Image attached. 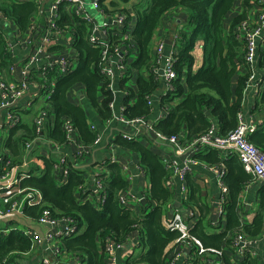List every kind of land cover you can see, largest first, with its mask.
<instances>
[{
    "label": "trees",
    "instance_id": "trees-1",
    "mask_svg": "<svg viewBox=\"0 0 264 264\" xmlns=\"http://www.w3.org/2000/svg\"><path fill=\"white\" fill-rule=\"evenodd\" d=\"M252 1L254 0H241L242 11L233 16L228 24L227 17L236 0H138L133 7V29L128 27V22L132 21L129 11L120 10L118 15L125 17L123 26L121 29L112 26L108 34L110 41L118 44L125 52V70L118 82V89L123 92L120 98L123 117L132 119L149 116L152 107L147 105L146 98L154 96L163 85L160 84L161 77L152 72V67L156 65L152 51L156 30L167 14L182 10L185 15L182 20L184 23L179 25L181 27L177 29L172 44L173 68L176 73L172 82L173 91L161 98L159 106L167 109V113L154 124V128L166 138L178 137L182 144L190 143L205 133L212 122L218 126L221 136L233 131L237 126V116L241 111L249 76L247 71L239 72L241 67L245 68L243 57L246 51L244 40L239 38V27L247 20ZM36 10L37 5L32 2L8 3L0 0V12L12 20L19 31L25 30ZM103 10L106 14L109 13L105 8ZM59 23L72 35L77 67L70 77L56 79L54 93L48 101L55 114V125L52 128L47 125L46 135L47 138L64 144L61 122L69 119L79 138L89 145L94 142L95 133L90 130L83 109L70 101L69 92L72 88L81 87L87 99L100 107V118L105 121L112 117L108 103L113 96L107 91V81L98 72L100 49L88 42L89 26L78 16L64 12H61ZM123 35H128V40H123ZM198 41L202 42V65L192 73V52ZM257 55L259 66L264 68V42L258 45ZM132 56L135 58L130 60ZM12 59L0 30V73L9 72ZM183 75L185 81L182 80ZM185 87L186 95L183 97ZM260 103L264 106V91L260 94ZM9 131L8 138L2 143L12 156V164L20 165L24 142L32 138L33 130L15 127ZM120 131H117L119 137L114 141L119 147L137 154L139 166L148 179L144 202L139 203L134 210L120 207L117 196L126 192L129 184L118 166L106 165L107 177L103 181L105 199L99 209L97 202L87 198L79 189V186L88 188L80 166L70 163L66 180L61 183V173L53 168L55 160L40 157L37 160L43 168L36 164L30 165L29 177L24 178L20 186L39 190L43 196V205L26 207L24 214L36 219L40 216L41 209L46 208L55 218H70L76 226V232L71 237L62 239L61 247L82 263L105 264V241L109 238L115 243L124 244L136 232L138 241L134 248L137 255L129 264H169L171 255L165 249L181 236L178 231H166L162 224L167 215V207L173 200V195L167 188L173 178L172 171L165 168L160 156L151 150L154 145L150 141L122 139ZM247 141L264 153V136L247 134ZM205 160L215 163V153L210 152ZM224 165L227 172H236L235 176L240 183L247 180L239 171L237 159L228 160ZM225 180L227 184V176ZM239 187L240 185L238 188L231 187L232 199ZM209 225L201 220L190 230L193 237L200 239L201 242L198 241L202 243V249H219L222 244H226L230 250L233 237L242 235L240 232L228 233L238 231V222L234 223L233 220L230 231L217 235H207ZM81 229H84L82 233ZM263 230L264 215L258 213L252 225L243 227V236L256 240ZM31 246V241L21 231L13 230L7 236L0 235V264H4V260L13 264L18 255L30 251ZM198 250L199 246H196L195 251ZM242 260L241 264H258L255 258L247 255Z\"/></svg>",
    "mask_w": 264,
    "mask_h": 264
},
{
    "label": "crops",
    "instance_id": "crops-1",
    "mask_svg": "<svg viewBox=\"0 0 264 264\" xmlns=\"http://www.w3.org/2000/svg\"><path fill=\"white\" fill-rule=\"evenodd\" d=\"M6 1L8 3H17L26 0ZM91 1L88 2L87 0H85V10H81L79 14H71V16H78L81 21L86 23L83 19V16L86 12V14L93 18L96 23L101 24L104 19L107 18V20H109L111 17L121 13L120 10H128L130 18L132 19L131 22H128V27H131V29H133L132 27H134L135 23L133 7L135 4H137L138 0H101L99 12L92 9ZM251 6L252 7H250L249 11L247 12L248 19L254 20L256 18L257 9L259 6V0L252 1ZM103 8L109 11V13L106 14ZM42 9L43 5L39 6L35 13L31 16L29 24L33 20L39 21L41 15L43 16ZM241 11V0H236L234 6L230 10V14L229 17H227L228 19L226 23L228 24L231 18ZM36 12H38L39 14H36ZM184 18V12L181 10L171 12L162 19L159 27L156 30V35L152 43V51H155V44L162 41L165 46V51L167 53L172 52L173 45L171 40L175 36L177 29H180L181 26L179 25L184 23L182 22ZM36 25L37 30L35 34H38L42 26L40 22H36ZM27 26L25 27V29L27 28ZM261 27L262 35L264 36V24ZM0 30L8 39V41L13 45H11L12 53L10 52L13 58L12 60H18V63L12 67L11 71L9 68L10 72H2L0 73V77L1 79H8L10 81L23 80L24 75L21 73L22 66L20 59L24 58L23 55H25L28 50L20 48L19 45H15L20 38V34L23 32H19L18 27L15 25V23H13L12 20L6 17L3 12H0ZM99 36L101 38L104 37L102 35ZM262 42H264V39L262 40ZM73 44L74 42L71 33H69L67 30H62L61 33L56 35L54 43L49 45V49L45 50L44 53L41 52L40 54H38L41 66L45 64L46 60H54L58 57H65L69 59L71 63V70L64 75H55V80L57 79V77L63 79L68 78L76 70V52L73 48ZM201 44L202 42L198 41L192 52V55L194 57V63L191 69L192 73L196 72L202 65ZM74 65H76L75 68ZM245 68L241 67L239 72L242 73L243 71H248ZM255 72L258 77L264 74V68L259 66L258 55L256 56ZM25 78L28 82L35 85L37 84L39 79L37 77V72L35 71L31 72L30 74L28 73ZM182 80L185 81L184 75L182 77ZM118 82L119 78H117V81L115 82V88L117 89L119 88ZM160 84H163L162 78H160ZM232 85H235V80L233 81ZM159 89L152 97L153 106L149 113V116L147 117V120L149 122H154L160 113V106L157 103V97L160 92ZM263 91L264 87H262L261 89H255L252 87L244 90L241 103V111L238 113V115L241 114L242 120L250 126L249 129L252 130V132H249L248 135L254 133L257 134V136H264V106H262L260 103V94ZM69 93L70 101L74 103V105L83 109L84 115L87 118L88 125H95L98 129H101L105 123V120L100 118V107L93 104L89 99H87L86 94L81 87L72 88ZM121 93L123 92L118 89V93L114 102L115 111H118L121 105ZM185 95L186 87L183 97ZM48 101L49 100H47L44 96H41L34 103H31L33 104L31 107H28L29 104L26 100L23 101L25 107L19 115V124L17 125V128H30L33 130L34 117L37 115L39 108L42 106L47 108L49 114H52L49 126L51 128L54 127L55 114L52 112L53 109L50 106V103L48 104ZM121 128L122 127L118 124L110 125L103 137L102 142L98 146H94L93 143L89 145L84 144L83 141L79 138L76 130L72 137L76 139L77 144H59L58 142H56V140L50 139V141H48L47 143H39L36 152L39 156L42 155L48 159L56 161L59 153L55 152V145H60V153L67 154L69 156H71L72 153L78 152L80 148L90 150L89 154L78 157L76 160V166H80L83 170L85 176L84 180L88 182L89 189L94 184L92 179L95 176L97 178L98 175L102 176L103 174L107 173V170L105 166H102V163L107 162L110 157H114L115 163L109 165L118 166L121 174L129 184L128 190H131V192L140 195L143 192L146 193L148 189V179L146 177V174L143 173L139 166V159L137 154L119 147L116 144V141H114L117 137H119L117 135V131L122 130ZM1 130H4V128L0 129V131ZM126 130L131 131V128H127ZM46 131L47 126L45 134ZM9 133L10 131H8L6 138H8ZM144 139H147L152 143V145H154V148H151V150L154 152V154L160 156L162 162L164 159L168 162L183 159V156H180L173 148L165 146L163 144H159L154 139L153 134H146V136L142 139L140 137L136 138V140L138 141L141 140L145 142ZM213 151L214 150L199 149L193 152L192 156L195 157L199 161V163L190 168L189 173L184 177L183 180L174 178L169 183L171 184V186L168 187L169 184L167 185V188L173 195V200L167 207V215L166 218H163L162 224L166 231L170 229L166 222L175 214V211H177V213L181 215V220L184 226L183 230L184 232H187V237H182L181 235L177 241L171 242L165 249V251H168L167 253L169 254V256L171 255V258L175 252L180 253V258L177 264H226V262H230L232 264H241L243 261L242 258L246 255L239 254L232 245V249L230 248V250L225 246L226 244H222L219 249L208 247L207 249H203V252H199V250L195 251L196 246H198L196 242H198L202 247L203 245L202 243H200V239H196L191 235L190 230L193 229L198 221L204 220L206 221V223H208V225L210 224L207 235H217L228 230L230 231L232 227L231 220H233L234 223L238 222V231L233 230L228 233L234 234L235 232H240L243 235V227L252 225V222L258 213L264 215V183L256 182L252 179L251 176L245 173L242 169L238 157L235 154L225 155L224 152ZM210 152L215 153V157L217 158L215 163L205 160ZM7 154L9 155V153ZM9 158L11 159L12 156L9 155ZM234 158L237 159L239 163L238 167L240 173L243 174L247 179L243 183H240L235 176L236 172H227L226 166L224 165L226 161H231ZM38 164L42 165L39 162ZM123 168H125V170H123ZM215 169L225 170V175L227 176L228 183L226 184V182H224L226 181V176L224 175V189L217 181ZM64 181L65 180H63V182ZM239 185V190L234 195V199H232L231 196L233 189L231 187L238 188ZM86 196L87 198H90L92 195L90 196L88 194ZM137 206V203L133 204L131 205V209L134 210L135 208H137ZM219 206L222 208L221 211ZM229 206H231L232 208L229 209ZM0 229L3 232L0 233V235L2 236H7L13 230L23 231L31 229L40 236H44L55 231V228L51 229L49 226L38 224L34 219H31L27 216L16 221L3 220L0 222ZM83 231L84 229H81L80 233H82ZM188 234L190 235V237H188ZM256 240L257 242L254 243L250 248L249 253L252 254H247V256H250V258H255L258 264H264V230L262 234L256 238ZM137 241L138 236L135 232L132 234L131 238H129V242L124 243L121 249L116 250L112 257L108 256L105 253V264H129V261H132L136 258L137 251L134 247ZM98 242L100 245V238L98 239ZM198 257H200L201 259L198 260ZM44 261L48 262L49 264H85L82 263V261H79V259L71 252H67L63 247H61V240L55 242L53 241V244L47 241H42L39 244L33 243L31 250L26 253L19 254L13 264H45Z\"/></svg>",
    "mask_w": 264,
    "mask_h": 264
},
{
    "label": "built area",
    "instance_id": "built-area-1",
    "mask_svg": "<svg viewBox=\"0 0 264 264\" xmlns=\"http://www.w3.org/2000/svg\"><path fill=\"white\" fill-rule=\"evenodd\" d=\"M101 0H92L91 6L95 11H100ZM23 2H32L39 6L43 5V16L39 18V21L33 20L27 26V28L20 34L16 46L28 50V52L21 58V73L24 75L23 80L6 82L0 77V129L4 128L8 131L12 128L17 127L19 124V115L24 110L23 101H27L31 107L38 98L44 96L47 100L54 93L55 89V75H64L71 70V63L68 58L58 57L54 60L45 62L44 65H40L38 54L45 52L49 49V45L53 44L56 35L61 33L62 30H66L60 25L59 20L61 12L67 14H79L81 10H85V0H26ZM21 3V2H18ZM36 14H39L36 12ZM83 19L89 26L88 31V42L95 48L100 49V58L98 62V72L101 77L107 81V91L111 92L113 98L108 103V108L111 110V119L105 121L101 129L97 126L91 125L90 130L95 133V139L93 142L94 146H98L107 129L112 124H118L122 128L119 135L122 139L134 140L138 137H145L146 134H153L154 139L165 146L171 147L180 155L183 159L166 161L163 160L165 168L172 171V179L178 178L183 180L184 177L189 173L192 166H195L199 161L192 156V153L196 150H214L216 152H224L227 154H235L242 166L245 173L252 177L256 182L264 183V153L260 152L252 143L247 141V134L252 132L243 120L241 114L237 116V126L230 133L225 136L219 135L218 126L215 123H211L207 131L197 136L190 143L182 144L178 137L172 136L166 138L161 133L157 132L154 128L155 122L163 118L167 113V109L160 107V113L154 122H149L146 117H137L127 119L122 115V107L115 111V97L118 93L115 88V82L117 78L122 77L125 70L124 57L125 52L120 49L118 44L113 43L108 34L109 30L113 27L120 28L123 26L125 17L123 15H116L111 17L109 20L99 24L94 21L88 14L83 16ZM257 20V21H255ZM36 22H40L42 28L38 34H35L37 30ZM264 24V0H259V6L257 9L256 18L254 20H245L239 27V38L245 42V54H244V66L249 72V76L246 82V88L261 89L264 87V74L257 76L255 72V63L257 56L258 45L261 44L264 36L262 35V25ZM113 26V27H112ZM99 35L104 36L101 38ZM6 41V47L8 52H11V43L4 36ZM176 36L174 37V39ZM123 40H128V35H123ZM173 44V39L171 40ZM13 46V45H12ZM155 61L156 65L152 67L153 74L158 75L163 79V85L157 97V103L160 104L161 98L166 96L169 92L173 91L172 82L176 78V73L173 68L174 58L172 52H166L164 43L161 41L155 44ZM19 48V49H20ZM12 53V52H11ZM40 65V66H38ZM37 72L38 82L32 84L28 82L25 76L31 72ZM159 71L162 74H159ZM41 94V96H40ZM153 96L146 98L147 105L153 106ZM28 98V99H26ZM31 104V105H30ZM52 114L44 106L40 107L37 115L33 121V136L29 140L24 142L23 146V160L20 165H13L8 151L4 149L3 143L0 144V222L3 220L16 221L20 218L25 217L24 209L26 207L43 205V196L37 189L29 187H21L20 182L29 177L28 169L32 164L39 165V160L33 158L32 154L41 142L50 141L45 134L46 126L50 125ZM62 133L64 135L65 144H77L76 139L72 136L76 129L73 123L69 119H64L61 123ZM131 128L130 130H126ZM143 136V137H142ZM3 137L1 138V142ZM55 152H58V158L54 162L53 168L61 173V183L66 180L69 173V164L73 163L76 165V160L85 154H89L90 150L80 148L78 152L72 153L71 156L60 153V145H55ZM29 159V163L28 160ZM40 163V162H39ZM114 157H110L107 162H103L102 166L114 164ZM26 168V170H25ZM213 168V167H212ZM211 168V169H212ZM214 169V168H213ZM125 170V168H123ZM217 181L220 186L223 187L222 177L225 174L224 169L216 170ZM104 175V174H103ZM98 175L92 179L93 186L89 187L79 186V189L83 191L85 195H92L90 198L94 199L99 205V209L104 203L105 194L103 190V181L106 175L103 177ZM170 183V182H169ZM168 183V184H169ZM171 186V184H169ZM86 186V185H85ZM88 186V184H87ZM169 186V187H170ZM146 199V193L138 195L131 190L121 192L117 196V203L122 208H130L133 204H139L144 202ZM220 207V206H219ZM220 207V211H221ZM38 224L49 226L51 229L55 228L54 232L46 234L44 236L38 235L31 229L21 231L22 234L27 237L33 246V243L39 244L42 241H47L53 244V241H59L64 238H69L76 232V226L70 218H55L51 212L46 209H41V214L38 218L34 219ZM171 221V222H170ZM62 224V225H61ZM166 224L168 231H178L182 233V237H187V232L183 230V223L181 215L175 211V214L167 220ZM0 233H3L0 229ZM257 240H249L243 235H236L233 237L232 245L233 248L241 255L252 254L250 248ZM199 252L204 250L201 248L198 242ZM31 246V247H32ZM123 244L115 243L109 238L105 241L104 250L105 253L112 257L114 252L121 249ZM180 258V253L175 252L170 259L169 264H177ZM4 264L7 260L3 261ZM45 264H49L44 261Z\"/></svg>",
    "mask_w": 264,
    "mask_h": 264
},
{
    "label": "rangeland",
    "instance_id": "rangeland-1",
    "mask_svg": "<svg viewBox=\"0 0 264 264\" xmlns=\"http://www.w3.org/2000/svg\"><path fill=\"white\" fill-rule=\"evenodd\" d=\"M88 2L89 1H91V0H87ZM98 21V20H97ZM121 28V27H120ZM132 59H134V56H132L131 57V59L130 60H132ZM13 64L11 65V67H10V71H11V69H12V67L15 65V64H17L18 63V60H15V61H13L12 62ZM76 67V65H74V68ZM9 71V72H10ZM5 74V73H4ZM4 80V79H3ZM4 81H6V82H13V81H10V80H8V79H6V80H4ZM7 134H8V130L7 129H4V130H1L0 131V144L4 141V139L6 138V136H7ZM3 137V140H2V142H1V138ZM36 150H37V148L34 150V152L33 153H31L32 154V156H33V158H35V159H41L40 157H42V158H46V157H44V156H39V155H37V152H36ZM28 161V163L31 161H29V159L27 160Z\"/></svg>",
    "mask_w": 264,
    "mask_h": 264
},
{
    "label": "water",
    "instance_id": "water-1",
    "mask_svg": "<svg viewBox=\"0 0 264 264\" xmlns=\"http://www.w3.org/2000/svg\"><path fill=\"white\" fill-rule=\"evenodd\" d=\"M159 74H162V72H161V71H159Z\"/></svg>",
    "mask_w": 264,
    "mask_h": 264
}]
</instances>
